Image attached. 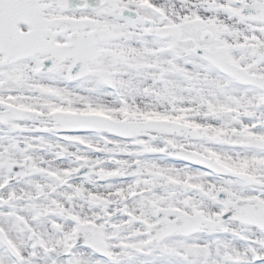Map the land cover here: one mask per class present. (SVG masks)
<instances>
[{
  "label": "snow or ice",
  "instance_id": "snow-or-ice-1",
  "mask_svg": "<svg viewBox=\"0 0 264 264\" xmlns=\"http://www.w3.org/2000/svg\"><path fill=\"white\" fill-rule=\"evenodd\" d=\"M0 264H264V0H0Z\"/></svg>",
  "mask_w": 264,
  "mask_h": 264
}]
</instances>
